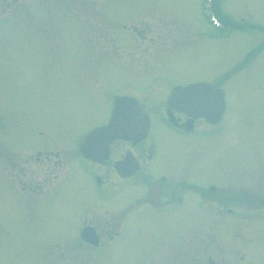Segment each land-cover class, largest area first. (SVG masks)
Returning <instances> with one entry per match:
<instances>
[{
	"label": "rangeland",
	"instance_id": "1",
	"mask_svg": "<svg viewBox=\"0 0 264 264\" xmlns=\"http://www.w3.org/2000/svg\"><path fill=\"white\" fill-rule=\"evenodd\" d=\"M217 3L248 29L214 35L208 0H0V97L9 143L23 149L12 153L22 164L13 173L28 175L25 190L9 182L0 156V264H264V0ZM194 79L224 88L227 110L192 174L238 198L220 203L221 216L190 206L195 196L188 208L148 212L126 205L135 188L109 198L94 189L73 146L84 122L105 116L99 103L116 87L154 97L151 87ZM173 138L183 145L168 139L160 150L181 164L189 147ZM83 215L112 226L117 216L121 239L87 248Z\"/></svg>",
	"mask_w": 264,
	"mask_h": 264
},
{
	"label": "flooded vegetation",
	"instance_id": "2",
	"mask_svg": "<svg viewBox=\"0 0 264 264\" xmlns=\"http://www.w3.org/2000/svg\"><path fill=\"white\" fill-rule=\"evenodd\" d=\"M214 11L219 21L222 20L223 23L229 24L231 27L239 25L223 19L219 9H214ZM142 24L143 23H141V25ZM216 31L214 35L219 33V29H216ZM151 40L155 41V38ZM104 53L110 54V58L115 56L112 55L108 49L105 50ZM121 79L122 80L119 82L123 85L124 80L123 78ZM201 82H208L220 88L219 85H215L208 79H194L183 83H172L168 88L151 87L150 90L147 91V94L150 92L154 94V97H136L127 93L121 94L118 92L120 88L116 87L117 92L109 96L107 100L109 102H101L106 99V93H104V99L98 98V102H101L99 104L103 107L102 113L105 114V116L99 120L94 119L88 123L84 122L83 127L86 125V128L75 132L77 137L75 138L73 146L78 162H82L84 165V167L81 165L82 170L88 175L91 182H93V188L100 190V193L106 195L107 198L116 197L121 193L130 196L128 193L130 191H125L126 187L135 188L136 191L132 193L133 198L127 201L126 205L128 206V203L133 202L136 211L144 208V210L148 212H160L168 209L173 210L174 208H188L190 200L193 199L191 197L195 196L196 202H192L190 206L202 209L207 207V211L208 207H211V210L216 213L214 214L215 216H221L220 203L225 200L233 201L238 197L233 194L222 197L219 182H197L195 181V174H192V170L197 160H205L204 153L212 151L210 141L215 139L216 127L222 121L227 110L226 100L222 117L216 122H210L205 116H194L188 112L179 110L169 102L170 95L174 94L176 87H185L192 83ZM102 86H100V89L99 86H97L96 91H102ZM90 91L95 93L93 92V88ZM118 95L129 96L138 101L140 109L143 110H140L142 112L140 116L141 122H145L146 119L148 121L144 136H137L135 141L133 139L117 138L109 143L107 154H105L106 152L103 153L99 157L100 159L85 157L80 152V143L89 131L109 122L114 106V99ZM195 97L199 98L197 95H193V97L191 96L190 98L193 99ZM202 98L204 99V96ZM208 98L211 100L214 96H208ZM10 122V111L6 108L3 98L0 97V141L6 143L4 144V150H0V156L3 158L2 162L5 164L3 171H6V168H8L9 177L4 172L8 181L11 182L16 178L21 189L25 190L28 188L27 173L24 171L20 174L13 173L12 167L19 166L18 164H21V162L14 160L12 153L13 151H23V149L16 150L14 149V145L9 143L7 133L10 128ZM42 124L43 123L38 124V127ZM89 124L90 126H88ZM13 126L20 127L22 125L18 124L14 118ZM160 129L163 131L162 138L159 137L161 134V132H159ZM170 137H180L181 140L186 142L185 147H189L187 150L189 153L188 155L186 154L187 156L185 155L186 159L183 160L181 164L179 161L176 163L173 157H170L167 152L160 150V147L167 144L163 142L168 139L171 145H183L174 142ZM194 141L197 142L194 143ZM39 150L40 149L37 150V154L41 159L42 154L48 157L54 155L59 161L63 158L58 152L53 154L50 151L40 152ZM25 151H27V149ZM26 162H28V160H26ZM178 167H182L181 173L177 172L176 169ZM241 199L244 202L252 201V198L247 195ZM227 211L228 213H232L230 208H228ZM81 213L82 212H80V214ZM116 219L120 220V218H117L115 215L111 217V221H114L112 226L106 221L107 219L100 218L99 222H94L91 218L89 219L87 215H83L80 219L81 226L78 232L79 241L87 248L93 250H96L98 247L104 249L106 247V241H116L118 239L117 237L121 235V231H115V227L119 224L118 222L116 223ZM85 227H92L94 229V231L90 230V234L94 237L96 235L95 241L97 240V242H92L87 238L89 234L84 232L83 229ZM211 232L212 237H214L213 231ZM104 237H106L107 240L103 239ZM208 258V263L212 264L213 261H211L210 257Z\"/></svg>",
	"mask_w": 264,
	"mask_h": 264
},
{
	"label": "water",
	"instance_id": "3",
	"mask_svg": "<svg viewBox=\"0 0 264 264\" xmlns=\"http://www.w3.org/2000/svg\"><path fill=\"white\" fill-rule=\"evenodd\" d=\"M193 95L199 98L191 99ZM208 96H214V98L210 100ZM169 102L179 110L194 116H205L210 122H216L224 109V91L208 82L192 83L185 87H176L174 94L170 95ZM140 110L136 99L129 96L116 97L109 123L92 130L85 137L80 148L81 152L88 158L100 159L103 153L107 154L109 143L114 139L135 141L137 136H144L148 121L146 119L145 122H141L142 110ZM90 230L94 231L92 227L84 229V232L89 234L87 238L92 242H97L95 241L96 235L95 237L91 235Z\"/></svg>",
	"mask_w": 264,
	"mask_h": 264
},
{
	"label": "trees",
	"instance_id": "4",
	"mask_svg": "<svg viewBox=\"0 0 264 264\" xmlns=\"http://www.w3.org/2000/svg\"><path fill=\"white\" fill-rule=\"evenodd\" d=\"M223 18V16H221ZM224 19V18H223Z\"/></svg>",
	"mask_w": 264,
	"mask_h": 264
}]
</instances>
